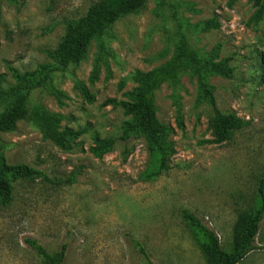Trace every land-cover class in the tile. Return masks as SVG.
<instances>
[{
  "label": "rangeland",
  "instance_id": "rangeland-1",
  "mask_svg": "<svg viewBox=\"0 0 264 264\" xmlns=\"http://www.w3.org/2000/svg\"><path fill=\"white\" fill-rule=\"evenodd\" d=\"M96 1L0 0L2 87L15 84L10 67L31 72L49 62L46 52L55 49L66 23ZM254 11L249 0H146L106 31L111 56L98 61L94 39L78 64L57 72L49 88L33 92L30 108L60 116V130L81 134L71 152L53 145L29 118L0 134L9 164L45 176L14 183L12 201L0 204V264H42L27 238L50 252L67 244L64 264H147L130 237L153 264H206L201 239L183 211L213 231L224 250H232L239 214L257 208L258 183L264 180V17L255 20ZM182 38L215 63L230 58L232 79L212 74L207 80L218 108L237 117L240 126L216 143L209 105L196 75L186 72L176 98L166 84L155 93L156 117L174 131L175 152L166 171L146 178L156 164L141 133L94 156L96 139L119 137L131 120L104 102L126 101L136 86L132 73L169 60ZM78 83L92 94L91 102ZM255 245L239 264H264V218Z\"/></svg>",
  "mask_w": 264,
  "mask_h": 264
},
{
  "label": "trees",
  "instance_id": "trees-1",
  "mask_svg": "<svg viewBox=\"0 0 264 264\" xmlns=\"http://www.w3.org/2000/svg\"><path fill=\"white\" fill-rule=\"evenodd\" d=\"M254 8L255 20L264 17V0H249ZM146 0H97L91 4L85 14L66 23L65 32L53 51L46 52L49 62L37 66L34 71L20 73L9 68L14 85L2 87L5 77L0 75V134L13 132L18 121L29 118L42 130L44 137L64 152H71L77 146L80 132L72 129H59L60 116L52 114L40 106L30 108L29 99L33 92L50 87L53 76L57 72H64L70 66L78 64L86 55L90 42L98 40L97 60L103 61L111 56L103 36L108 28L123 16L139 11ZM216 27V23L214 24ZM230 58L215 63L211 58L199 55L188 45L185 38L175 46L169 60L148 72L135 71L131 80L135 88L127 94L126 101L108 99L104 105L120 108L125 115L131 116L123 126L119 137L100 140L96 139L91 152L96 157L110 152L118 141H126L131 136L141 133L146 137L147 148L151 153L154 167L146 178L160 175L168 169V157L175 149L170 136L172 127L159 122L156 117L155 93L162 85H168L174 90L172 98H176L175 90L179 87L182 74L189 72L196 75L201 98L207 102L211 111L210 123L216 143L228 139L230 134L240 126V121L233 114L223 113L217 106L213 89L208 84V76L220 75L233 78V68ZM97 67L92 76L95 78ZM91 102L92 94L80 83L76 85ZM176 124L180 130L184 125L180 115L176 117ZM127 149V148H126ZM128 153V150L124 152ZM45 179L42 172L23 164H9L4 155V145L0 141V204H10L13 196L12 185L18 181H35ZM258 205L255 210H245L239 214L234 231V244L230 251L224 250L216 234L207 228L201 220L187 211L182 212L183 219L200 237V249L206 264H239L250 252L257 247L255 238L259 226L264 218V180L258 183ZM130 243L138 250L147 264H153L145 248L132 237ZM25 244L37 255L42 264H64L67 255V244L63 243L58 250L48 251L35 239L27 238Z\"/></svg>",
  "mask_w": 264,
  "mask_h": 264
}]
</instances>
